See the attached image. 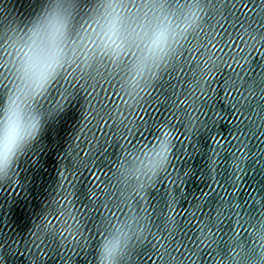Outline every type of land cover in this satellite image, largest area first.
I'll use <instances>...</instances> for the list:
<instances>
[{
    "label": "water",
    "instance_id": "1",
    "mask_svg": "<svg viewBox=\"0 0 264 264\" xmlns=\"http://www.w3.org/2000/svg\"><path fill=\"white\" fill-rule=\"evenodd\" d=\"M43 2L0 0V35L26 24ZM205 2L211 8L206 23L219 20L225 38L234 27H256L264 17V0ZM75 3L86 15L94 0ZM216 4L225 6L222 17ZM189 59L169 69L122 122L107 115L122 103L115 81L97 85L92 96L74 92L19 161L15 182L0 184V264H95L108 218L128 211L129 189L114 178V165L126 150L153 143L162 122L175 131L174 155L168 171L135 202L148 230L129 264H264V54L255 53L245 72L225 66L207 93L196 95L188 84L198 72ZM254 86L255 99L248 91ZM93 108L104 118L89 123L84 117ZM240 141L247 145L242 170L233 163ZM210 158L218 159L214 172ZM65 189L74 193L69 199L80 232L54 237L38 225L48 213L58 222L53 198L62 199ZM166 215L178 221L176 231Z\"/></svg>",
    "mask_w": 264,
    "mask_h": 264
},
{
    "label": "clouds",
    "instance_id": "2",
    "mask_svg": "<svg viewBox=\"0 0 264 264\" xmlns=\"http://www.w3.org/2000/svg\"><path fill=\"white\" fill-rule=\"evenodd\" d=\"M215 7L222 17L225 6L216 4ZM210 11L205 0H94L87 14L80 15L75 0H44L26 24L6 29L5 34L0 35V83H3L0 92V184L15 182L19 161L39 141L46 125L67 108L75 91L92 96L97 85L115 81L119 84L122 103L107 115L114 122H122L125 112L140 106L144 94L151 95L149 89L169 69L189 57V63L195 65L198 72L197 81L188 84L193 95L206 94V85L225 66L245 72V64L251 66L255 53L264 54V31L241 24L225 38L217 28V24L223 27L219 20L211 25L206 23ZM57 16L66 26L63 52L59 63L53 65L46 82L41 85L32 61L50 40L51 22ZM114 17L119 19L123 41L119 52L105 43V33ZM159 29L167 30V42L162 51L157 50L150 57L152 34ZM146 58L147 66L138 71V65ZM42 106L47 107V112ZM97 116L104 118L93 108L84 118L91 123ZM161 126L167 133L166 146L160 143L164 137L156 133L153 143L126 150L114 165V178L129 189L126 194L128 211L108 218L103 239L96 248L95 264H129L134 245L148 230L147 217L137 214L135 202L143 200L168 171L175 148L174 129L169 122H162L159 128ZM240 145L241 154L233 152V163L242 170L246 159L242 149L247 145L243 141ZM217 163L218 159L210 158L209 167L213 172ZM72 195L74 193L65 189L62 199L53 198L58 222L48 219L51 215L48 213L38 225L40 231L54 237L66 232L79 234L80 218L69 199ZM166 216L171 231H176L178 221L174 216ZM192 216L198 217L196 212ZM200 228L203 229L202 224Z\"/></svg>",
    "mask_w": 264,
    "mask_h": 264
},
{
    "label": "snow or ice",
    "instance_id": "3",
    "mask_svg": "<svg viewBox=\"0 0 264 264\" xmlns=\"http://www.w3.org/2000/svg\"><path fill=\"white\" fill-rule=\"evenodd\" d=\"M251 25V24H250ZM256 27L262 31H264V17H262L259 21L256 22ZM65 23L62 18L59 16L55 17L51 22V36L50 40L46 44L45 48L41 50L40 53L36 55L34 60L32 61V67L35 69V76L37 82L39 84H43L46 82L49 70L53 67L54 64L59 63L60 55L63 52L62 42L65 37ZM121 29H120V22L117 17H114L112 21H110L108 29L105 33L107 40L106 45L111 47L113 51L119 52L122 50L123 41L120 36ZM167 42V30L166 29H159L153 32L151 43L149 45V54L150 57L154 56L157 50H163V45ZM149 57V58H150ZM147 59L138 65V71H143L144 68L147 66ZM264 79V78H262ZM262 89H264V83L260 85ZM240 92V89H237ZM251 94L252 98L255 99V86L248 90ZM243 96L244 93L240 92ZM262 98H264V91L261 92ZM157 134L159 137H164V139L160 140V143L163 146L165 145V140L167 138V133L163 130L162 126L157 130ZM179 254V253H178ZM171 259H175V257H171ZM3 257L0 256V260Z\"/></svg>",
    "mask_w": 264,
    "mask_h": 264
}]
</instances>
